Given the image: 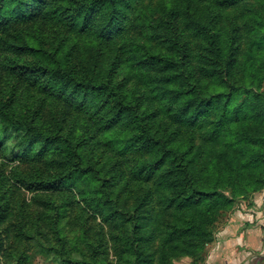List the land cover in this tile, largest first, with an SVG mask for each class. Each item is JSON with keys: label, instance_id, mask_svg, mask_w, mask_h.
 Returning a JSON list of instances; mask_svg holds the SVG:
<instances>
[{"label": "trees", "instance_id": "1", "mask_svg": "<svg viewBox=\"0 0 264 264\" xmlns=\"http://www.w3.org/2000/svg\"><path fill=\"white\" fill-rule=\"evenodd\" d=\"M135 1L0 0V73L8 82L0 96V151L12 138L22 148L19 156L31 152L34 163L43 162L47 178L20 181L25 189L54 194L73 189L89 210L107 203L115 209L117 199L112 196L128 173L132 183L146 185L135 202L134 234L150 220L164 227L169 243L178 237L188 243L186 236L198 228L195 217H203L202 203L214 199V191L230 184L234 174L243 187L231 183L233 193L245 195L250 187L264 188V158L240 159L257 151L253 128L264 125L260 107L264 77L251 69L254 61L264 59V34L251 38L245 58L237 65L218 25L221 9L243 0H215L202 10L192 9L188 0L163 3L160 20L146 21L147 32L140 38L125 28ZM170 18L182 20L186 30L207 46L209 63L199 71L191 67L190 49L166 25ZM160 30L169 36L156 38L162 35L157 34ZM59 31L84 39L77 61L70 58L71 50L62 49ZM44 32L49 36L48 48L41 38ZM154 38L162 43L169 39L167 52L157 42L153 45ZM201 76L209 80L203 82ZM16 93L22 96L20 113L11 108ZM45 99L68 103L78 113L82 134H63L57 126L50 130L38 114L29 118L26 110L39 112ZM184 127H198L210 143L202 170L210 175L209 183L195 176L199 150L184 143ZM232 148L236 158L231 156ZM129 151L141 159L134 167L125 165V172L113 156ZM237 159L239 164H234ZM221 162L225 167H220ZM4 182L0 178V190ZM6 196L0 194V202ZM1 209L0 223L8 213L5 202ZM60 218L58 212L53 214V224ZM152 231L136 238L137 249ZM188 246L181 251L175 246L170 253L194 256L193 245Z\"/></svg>", "mask_w": 264, "mask_h": 264}, {"label": "rangeland", "instance_id": "2", "mask_svg": "<svg viewBox=\"0 0 264 264\" xmlns=\"http://www.w3.org/2000/svg\"><path fill=\"white\" fill-rule=\"evenodd\" d=\"M169 1L172 0H136L125 19V28L130 30L131 36L140 38L145 35V22H158L161 18L160 5ZM188 2L192 9L197 10H202L205 3L216 4L215 0ZM219 11L216 10L217 13ZM220 14L218 26L224 32L227 45L233 48L235 63L238 65L245 58L251 38L264 34V0H243L235 7L221 9ZM168 22H171L166 25L172 26V35L178 36L179 43L190 49L191 67L199 71L206 66L209 63L207 46L197 35L186 30L182 20L170 18ZM167 31H158L157 34L162 35L156 38L169 36ZM26 33L21 31L22 35ZM58 35L62 49L71 50L70 58L77 61L84 39L65 31H59ZM41 38L45 42V48H48V33L41 34ZM156 38L153 45L159 44L167 52L171 46L166 41L169 39H164L163 42L166 43H162L157 42ZM252 65L251 69L264 77V59H257ZM208 80L202 79L203 82ZM261 85L264 94V78ZM7 88L8 82L0 73V96ZM21 100V94L16 93L11 102V108H15L18 113L21 112ZM260 107L264 109V102ZM26 112L29 118L38 114V118L50 130L57 126L63 134H82V127L77 124L78 113L66 102L53 103L50 99H45L39 112L33 108H28ZM261 124L258 123L253 128L256 130L254 137L257 139V151L241 157L244 162L264 158V125ZM192 131L195 132L194 135L190 134ZM183 138L184 143L190 142L186 144L199 150L197 163H200L195 167V176L198 175L200 180L209 183L210 175L202 170L210 156V143L204 140L203 131L198 127H184ZM8 142L6 150L0 151V178L5 180L0 194L7 193L6 200L0 202V212H3L1 206L4 202L8 211L6 218L0 223V264H264V188L256 191L254 187H250L245 195L233 193L231 183L241 186L237 189L243 187L235 174L230 184L214 191V199L202 203L199 210L203 212V217H195L198 228L194 234L186 236L188 243H183V238L178 237L171 244L164 237V227L152 224L150 220L143 230L134 234L137 216L135 202L146 191V185L140 187L136 182L132 183L128 173L122 182L117 180L115 195L112 196L113 200L117 199L115 209L107 203L106 206L89 210L75 196L73 189L55 194L25 189L20 181L47 178L43 174V162L34 163L30 157L31 152L28 157L19 156L21 146L14 145L12 138ZM229 142L230 139L227 144ZM259 147L263 149L260 151ZM215 148L216 160L219 157V147L215 145ZM230 150L231 156L236 158L235 149ZM140 159L133 151L122 157L113 156L114 162H119L125 172V165L132 164L134 167ZM221 163L220 167H225ZM234 164H239L238 159ZM150 191L154 190L150 188ZM227 201L229 204L224 206L223 203ZM78 203L80 207L77 206ZM152 207L153 203L148 210L152 211ZM57 212L61 218L53 224L52 217ZM249 224L256 229V233L247 235L246 231L242 233L239 230ZM148 229L153 230L152 236L143 238L142 247L137 249L136 238L142 233L148 234ZM188 244L193 245L194 256L170 253L174 252L175 246L176 251H181L182 248L189 247Z\"/></svg>", "mask_w": 264, "mask_h": 264}, {"label": "crops", "instance_id": "3", "mask_svg": "<svg viewBox=\"0 0 264 264\" xmlns=\"http://www.w3.org/2000/svg\"><path fill=\"white\" fill-rule=\"evenodd\" d=\"M243 224V223H242ZM243 227V226H242ZM253 226H250V224H249V226L248 225H246V227H244V228H241V229H239L242 233L244 232L245 233V231L247 232V235H249V234H251V233H256L257 231H256V229H253L252 228ZM246 228H248V230L246 229ZM249 228H251L250 230H249ZM242 233H241V235H242ZM240 235V236H241Z\"/></svg>", "mask_w": 264, "mask_h": 264}]
</instances>
